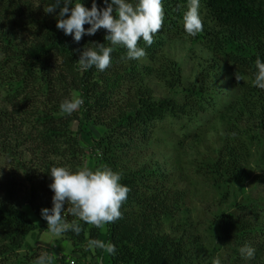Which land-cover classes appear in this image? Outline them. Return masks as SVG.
<instances>
[{
    "label": "trees",
    "instance_id": "1",
    "mask_svg": "<svg viewBox=\"0 0 264 264\" xmlns=\"http://www.w3.org/2000/svg\"><path fill=\"white\" fill-rule=\"evenodd\" d=\"M52 2L0 0V54L4 57L0 62V158L9 168L8 172L0 169L8 174L6 187L0 188V264H29L28 254L20 255V251L38 225L22 207L30 205L35 211L53 207L50 169L84 167L82 135L92 134V125L102 130L91 145L97 158L93 170L110 167L121 174L120 182L130 192L120 209L122 218L106 225L104 233L65 210L66 221L77 220L83 228L79 236L71 231L64 234L72 251L80 254L79 261L90 257L88 240L103 234L106 243L116 246V255L96 249L99 264H213L225 245L227 264H264V207L245 193L251 168L264 170V90L253 84L255 60L259 57L264 62V0H200L203 31L195 37L185 32L183 23L189 0H162V29L151 46L142 39L138 45L145 57L128 60L126 47L116 46L104 71L95 66L83 70L79 59L85 48L108 46L107 31L85 34L76 42L57 29L59 9L44 11ZM79 2L89 9L92 6V0H72L73 6ZM127 2L135 6L138 0ZM96 3L99 8L106 6L104 0ZM84 27L87 30L90 25ZM180 37L188 41L190 55L198 48L207 55L188 57L198 61L196 75L187 84L183 65L166 50L171 40ZM223 74H228L227 90L221 89L220 82L216 86L215 78ZM73 97L82 98L83 105L71 115L63 113L60 104ZM207 112L224 118L226 129L217 158L205 165L204 173L210 176L213 189L221 191L223 202L236 200V192L244 199L240 204L230 202L240 215L220 210L208 223L204 232L211 249L200 235L184 227H193L186 219L172 224L181 212L185 191L167 187V175L159 170L131 171L121 166L129 153L137 152L138 143L150 141L164 128L179 141L189 142L192 131L205 125ZM241 121L245 130L240 128ZM21 179L31 183L26 193L16 187ZM259 180L264 182V177ZM165 224L180 233H165ZM245 245L255 248L254 259L241 255ZM54 264L70 263L58 258Z\"/></svg>",
    "mask_w": 264,
    "mask_h": 264
},
{
    "label": "clouds",
    "instance_id": "2",
    "mask_svg": "<svg viewBox=\"0 0 264 264\" xmlns=\"http://www.w3.org/2000/svg\"><path fill=\"white\" fill-rule=\"evenodd\" d=\"M104 4L105 7L99 8L96 0H92L89 9L81 2L73 6L72 0H53L44 9L46 13L59 9L57 29L62 30L65 35H72L76 42L85 34L92 36L100 29L107 31L104 39L108 46L105 43L95 44V49L85 48L81 53L79 64L83 70L93 66L100 71L106 70L111 65V54L116 46L126 47L128 60L144 58L146 52L138 46L139 42L142 39L146 45L151 46L154 36L164 24L162 0H138L135 6L127 0H104ZM199 7L200 0H189L188 10L183 16L185 32L192 37L203 31ZM86 24L90 25L87 30L84 27ZM255 67L257 71L253 84L264 90V62L259 57L255 60ZM235 77L237 81L241 80L236 74ZM83 103L84 100L80 97L66 99L60 104V110L71 115ZM50 175L52 183L49 187L54 192L53 207L42 209L41 215L54 237H61L69 231L79 236L83 231L77 220L71 223L66 221L63 215L65 210L79 221L101 230L122 218L120 209L126 202L130 189L120 182L121 174L110 167H97L93 170L85 166L76 171H71L68 167H52ZM65 204L68 205L66 209ZM87 249H99L112 257L116 255V246L100 239L88 240ZM255 251V248L247 245L240 249L241 255L247 259H254ZM35 264H54V257L42 254ZM213 264H220V260L214 259Z\"/></svg>",
    "mask_w": 264,
    "mask_h": 264
},
{
    "label": "rangeland",
    "instance_id": "3",
    "mask_svg": "<svg viewBox=\"0 0 264 264\" xmlns=\"http://www.w3.org/2000/svg\"><path fill=\"white\" fill-rule=\"evenodd\" d=\"M19 40L23 41L24 36L19 35ZM19 43V42H17ZM183 37L175 38L168 43L166 50L171 54V56L180 62L184 67V77L186 84L192 82L195 77L194 67L196 66L197 60L191 62V58H198L197 56L201 55L204 57L205 53L202 49H194L191 53L188 52L189 45L187 44ZM19 45V44H18ZM4 60L3 55L0 54V62ZM228 74H223L218 76V79L215 78V81L220 82L221 89L227 90L229 86ZM219 83V85H220ZM229 83V84H228ZM164 92V91H163ZM228 116V114H226ZM205 125L201 130L198 129L192 131L191 140L188 141H179L176 134L172 131L164 128L161 131H157L150 141L146 143H138L137 154L135 152L129 153V160L123 161L121 166L125 167L128 170L134 171L144 167L146 170H159L166 177V182L164 183L172 191L175 189L185 191L184 199L180 201L184 202L181 212L173 218V226L176 224V221L180 219H186L188 224L193 225V227H188L184 225L188 231L191 233L200 235L199 238H202L204 245L212 248V244L209 245L205 239V229L208 226V223L214 220V216L220 212V210H228L234 216L240 215V212L233 206V200L236 203L240 204L244 201L242 194L236 192L235 198H221V191L217 192L212 187V181L209 180L210 176L207 177L205 172V165L210 162H213L217 158V151L221 148L222 143L225 141V122L224 118L222 119L217 115H210L208 112L204 114ZM240 128L244 129V123L240 122ZM170 126L169 123H164L163 125ZM171 129V126L169 127ZM241 129V130H242ZM177 130V129H176ZM198 130V132H197ZM245 130V129H244ZM243 130V132H245ZM92 134L89 136L83 134V142L81 145L85 148L86 152L81 161L83 166L89 168H94L96 165V160L94 156V149L91 145L93 140L99 137L102 133V130L96 126H91ZM246 134V133H245ZM246 136V135H245ZM136 154V155H135ZM0 169L3 171L9 170L8 164L3 158H0ZM254 168L250 170V176L245 184V193L251 197L253 200L258 201L260 205L264 207V182L260 181L259 178L264 177V170ZM8 181V174H1L0 172V188L3 189L6 187L5 183ZM21 182V183H20ZM22 185V186H21ZM31 183L26 179H21L17 182V189H22L26 193V189H30ZM26 191V192H25ZM23 193V194H24ZM222 199V201H221ZM262 200V201H261ZM46 208L42 206L40 210L35 211L30 205H25L22 209L27 213L28 217L38 225V229L30 233L26 238V245L20 251L21 254H28L30 258L28 259L29 264H35L37 258L42 254H48L54 257V262L58 258H64L66 262L72 264L74 261L75 264H94L97 262L99 264L100 259L96 255L95 250H88L89 256L87 260H78L79 253L72 251V245L65 235L61 237H54L47 229V221L42 218L41 210ZM261 225V223H259ZM106 227L102 230L105 232ZM183 227L180 228L182 231ZM173 228L169 227V224L163 226V231L165 233H171L173 236L178 235L180 232L174 231ZM104 241V235L102 234L99 238ZM213 243V242H212ZM31 254H36L34 258H31ZM229 250L225 245L221 252L216 254L215 259L223 260L222 262L227 264V257ZM207 253L204 255V260L208 259ZM11 263H14L11 260H6ZM245 264V263H241Z\"/></svg>",
    "mask_w": 264,
    "mask_h": 264
}]
</instances>
